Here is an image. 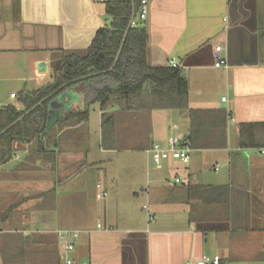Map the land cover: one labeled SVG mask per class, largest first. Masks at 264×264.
<instances>
[{
    "label": "crops",
    "instance_id": "0c3cea01",
    "mask_svg": "<svg viewBox=\"0 0 264 264\" xmlns=\"http://www.w3.org/2000/svg\"><path fill=\"white\" fill-rule=\"evenodd\" d=\"M106 20L102 0H0V83L36 86L11 93L12 106L26 110L22 95L52 82L62 51L88 49ZM143 24L150 65L185 73L189 109L225 111L226 145L166 161L172 182L147 150L186 137L189 110L112 107L103 137L99 103L77 85L66 113L87 109L88 121L17 141L0 163V264H64L65 242L89 264H187L210 251L264 264V154L239 146L240 125L264 123V0H149ZM218 45L226 67H215Z\"/></svg>",
    "mask_w": 264,
    "mask_h": 264
},
{
    "label": "trees",
    "instance_id": "16d2710c",
    "mask_svg": "<svg viewBox=\"0 0 264 264\" xmlns=\"http://www.w3.org/2000/svg\"><path fill=\"white\" fill-rule=\"evenodd\" d=\"M102 1L106 6L107 20L96 32L90 47L85 51H62L58 67L52 75L53 81L34 92L32 102H28L22 95V101L28 104L26 110L20 111L12 105L0 108V134L5 131L0 135V163L11 157L15 142L40 139L47 133L50 102L77 85L83 86V92L87 85V92L93 96L92 102L99 103L103 137L107 130L114 131L115 116L109 111L112 107L125 110L188 109L191 127L185 140L190 148L209 149L226 145L225 111L189 109V87L183 70L170 65H150L146 27L141 24L129 28L133 3ZM103 80L106 83L99 87ZM38 103L41 105L27 114ZM88 119L87 109L69 111L57 124L62 128L77 126ZM259 131H264V123L240 125L239 146L263 149L264 135L260 136ZM213 190L224 195L227 193L226 186L214 187Z\"/></svg>",
    "mask_w": 264,
    "mask_h": 264
},
{
    "label": "built area",
    "instance_id": "2783aa9c",
    "mask_svg": "<svg viewBox=\"0 0 264 264\" xmlns=\"http://www.w3.org/2000/svg\"><path fill=\"white\" fill-rule=\"evenodd\" d=\"M149 12V0H140V6L139 10L135 14L134 18L131 21L132 27L139 26L144 23V21L147 19V15ZM223 51L222 46H217L215 48V67L221 68L227 66V61L225 58H223L220 53ZM170 66L172 67H178L174 61L170 62ZM13 97L15 95H12ZM226 99L223 98V101ZM234 121V119H231ZM261 152L264 154V148L260 149ZM147 152L151 156V159L153 162L160 166L164 160L173 159L178 162H180L183 165H187L190 162L191 158V149L188 146L185 137H178V136H170L166 140L165 143H155L152 147H150ZM177 182H180L181 180L178 178L176 179ZM97 187H100V185H97ZM105 193H98L96 195L97 199H101ZM144 209L148 212V216L150 220H153L152 215L149 212V207L144 206ZM99 228H102V225H98ZM61 239L66 240L67 238V232H64L60 235ZM73 237L77 238L78 233L74 232ZM64 250L66 253V256L64 257V264H89L87 261L78 260L72 255V252L74 251V245L72 243L65 242ZM187 264H221V258L218 255L213 256H205L195 263H187Z\"/></svg>",
    "mask_w": 264,
    "mask_h": 264
},
{
    "label": "rangeland",
    "instance_id": "374dc122",
    "mask_svg": "<svg viewBox=\"0 0 264 264\" xmlns=\"http://www.w3.org/2000/svg\"><path fill=\"white\" fill-rule=\"evenodd\" d=\"M49 80V79H48ZM52 81H53V77H52ZM25 86H27V89H30V88H36L35 86V82H28L27 85L26 83L23 84L22 86L20 84H16V83H12V82H3V83H0V102L1 105L0 107L2 106H8V105H14L17 103V100H11L10 99V94L11 93H14L15 95H19L23 92ZM70 89H68L67 91L61 93L58 97H59V101L61 102L62 104V117L65 115L66 113V109L68 108V102L65 98V95L67 93H69ZM93 108L94 107H91V115L93 116ZM95 117V115L93 116ZM166 161L168 160H164L162 163H163V172H161V174H166L168 175V177L170 176L172 182L174 181V175L172 172H169L167 169V166H166ZM146 206H148L147 204H145ZM144 215H146L147 211L144 209L143 211ZM210 255L213 256L214 252L213 251H210Z\"/></svg>",
    "mask_w": 264,
    "mask_h": 264
},
{
    "label": "water",
    "instance_id": "95a60500",
    "mask_svg": "<svg viewBox=\"0 0 264 264\" xmlns=\"http://www.w3.org/2000/svg\"><path fill=\"white\" fill-rule=\"evenodd\" d=\"M120 2H128V1H131L133 3V6H134V11H133V15L131 17V21L132 19L134 18L135 14L137 13V11L139 10V6H140V0H118ZM131 21L129 23V28L132 27L131 25ZM127 34V32H126ZM126 34H125V37H124V40H123V44L121 46V50L123 48V45L125 43V39H126ZM121 50L119 51V55L121 53ZM118 59V58H117ZM66 85H64L62 88H64ZM61 88V89H62ZM25 98L29 101H33V98L31 97V95L29 94H26L25 95ZM41 105V104H39ZM37 106H35L34 108H36ZM60 110H61V105L56 102L55 100L52 101L49 105V111H48V116H47V125H46V129L47 130H50L54 125H56L58 123V121L60 120L61 118V113H60ZM23 119V117L21 119H19L18 121H16L13 126L15 124H17L19 121H21ZM5 131H3L1 134H3ZM0 134V135H1Z\"/></svg>",
    "mask_w": 264,
    "mask_h": 264
}]
</instances>
